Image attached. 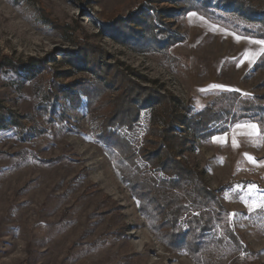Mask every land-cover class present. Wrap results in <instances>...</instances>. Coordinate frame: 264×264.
Here are the masks:
<instances>
[{
	"label": "rangeland",
	"instance_id": "obj_1",
	"mask_svg": "<svg viewBox=\"0 0 264 264\" xmlns=\"http://www.w3.org/2000/svg\"><path fill=\"white\" fill-rule=\"evenodd\" d=\"M253 1L264 10V0ZM149 4L166 10L164 22L184 41L139 50L120 39L125 30L116 21L134 22ZM184 6L169 0H0V116L10 123L12 113L21 124L0 129V264H197L149 230L100 141L121 91H99L95 72L65 57L78 51L73 38L85 31L119 74L195 110L210 107L223 92L264 94V69L254 68L264 53L255 43L261 39ZM67 85L77 97L57 89ZM162 119L159 108H143L135 130L121 131L144 145L150 130L149 138H156ZM228 124L227 132L198 139L183 158L221 190L234 226L264 264V129L251 120ZM251 124L258 130L237 127Z\"/></svg>",
	"mask_w": 264,
	"mask_h": 264
},
{
	"label": "trees",
	"instance_id": "obj_2",
	"mask_svg": "<svg viewBox=\"0 0 264 264\" xmlns=\"http://www.w3.org/2000/svg\"><path fill=\"white\" fill-rule=\"evenodd\" d=\"M169 1L183 3L184 10H197L238 34L264 40V10L253 0ZM163 10L166 11L149 4L134 22L117 20L119 28L125 30L118 34L120 39L139 50L169 48L184 41L164 22ZM51 22L68 32L69 26L56 20ZM114 27L112 30L118 32L117 26ZM82 33L73 38L78 51L65 57L70 63L95 72L99 83L103 84L99 91L108 86L121 91L116 106L103 122L100 141L138 199L149 230L166 248L187 254L197 264H217L225 255L229 257L224 264H261L258 253L234 226L231 211L220 198L221 190L213 188L205 171L188 162L183 155L194 149L198 139L208 140L227 132L228 123L251 120L264 129V94L247 96L237 90L223 92L210 107L195 110L174 94L144 88L127 75L119 74L118 69L105 62V52L91 44L85 31ZM13 65L22 69L20 65ZM23 66L33 72L32 65ZM254 68L264 69V53ZM79 86L82 92L85 87ZM57 89L67 98L78 96V92H71L70 85ZM92 106L97 108L94 102ZM148 107L161 110L163 126L154 130L155 139L149 138L150 130L144 145H137L121 129L134 131L141 110ZM7 117L0 116V129L21 126L12 113L10 123Z\"/></svg>",
	"mask_w": 264,
	"mask_h": 264
},
{
	"label": "snow or ice",
	"instance_id": "obj_3",
	"mask_svg": "<svg viewBox=\"0 0 264 264\" xmlns=\"http://www.w3.org/2000/svg\"><path fill=\"white\" fill-rule=\"evenodd\" d=\"M192 15H195V14H192ZM255 43H258V44H261V45H264V40H261V41H255ZM251 62V61H250ZM237 127H251L253 130H258V125L256 124H251V125H237ZM215 139V138H214ZM250 159H253L250 157ZM253 162H255V160L253 159ZM253 188H255V185H252ZM260 205H257V207H259ZM235 215V214H233Z\"/></svg>",
	"mask_w": 264,
	"mask_h": 264
}]
</instances>
